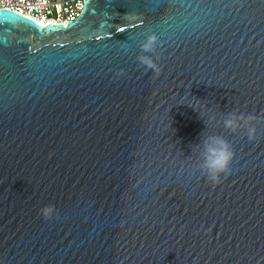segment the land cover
<instances>
[{
  "label": "water",
  "instance_id": "water-1",
  "mask_svg": "<svg viewBox=\"0 0 264 264\" xmlns=\"http://www.w3.org/2000/svg\"><path fill=\"white\" fill-rule=\"evenodd\" d=\"M64 24L0 8V264H264V123H220L264 115V0H87ZM203 133L235 152L219 183Z\"/></svg>",
  "mask_w": 264,
  "mask_h": 264
},
{
  "label": "clouds",
  "instance_id": "clouds-1",
  "mask_svg": "<svg viewBox=\"0 0 264 264\" xmlns=\"http://www.w3.org/2000/svg\"><path fill=\"white\" fill-rule=\"evenodd\" d=\"M159 38L153 32H146L144 39L139 44L140 54L136 60L140 66H143L145 71L151 70L154 74L159 75L161 69L158 66ZM125 75L124 69H119L115 73L116 78ZM196 100L195 98H193ZM192 106V103H188ZM195 108V107H194ZM196 109V108H195ZM209 121H215V117L209 118ZM206 128L208 122L204 121ZM264 123V115H255L251 113L240 112L238 110L224 113L223 119L220 121L226 130L232 133H237L244 130L249 142L257 139V123ZM192 153H197L199 163L197 169L211 183H219L222 175L230 174L231 164L235 157V152L232 145L221 135H207L204 133L201 136V141L198 144L192 145ZM39 214L44 219H51L57 215V209L54 205H45L39 210Z\"/></svg>",
  "mask_w": 264,
  "mask_h": 264
},
{
  "label": "built area",
  "instance_id": "built-area-1",
  "mask_svg": "<svg viewBox=\"0 0 264 264\" xmlns=\"http://www.w3.org/2000/svg\"><path fill=\"white\" fill-rule=\"evenodd\" d=\"M87 0H0V8L16 10L42 24L68 23L82 14Z\"/></svg>",
  "mask_w": 264,
  "mask_h": 264
},
{
  "label": "snow or ice",
  "instance_id": "snow-or-ice-1",
  "mask_svg": "<svg viewBox=\"0 0 264 264\" xmlns=\"http://www.w3.org/2000/svg\"><path fill=\"white\" fill-rule=\"evenodd\" d=\"M63 26H64V27H67V26H68V24H67V23H65Z\"/></svg>",
  "mask_w": 264,
  "mask_h": 264
}]
</instances>
